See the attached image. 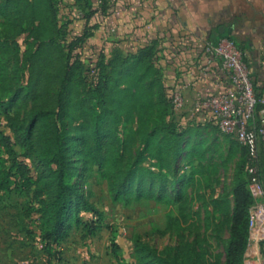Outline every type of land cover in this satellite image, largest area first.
<instances>
[{
	"label": "trees",
	"instance_id": "trees-1",
	"mask_svg": "<svg viewBox=\"0 0 264 264\" xmlns=\"http://www.w3.org/2000/svg\"><path fill=\"white\" fill-rule=\"evenodd\" d=\"M61 4L0 0V110L14 133L0 128V192L31 197L29 213L37 214L48 264H61V243L74 226H82L86 235H96L104 226L105 213L93 191L75 180L79 170H94L105 180L114 202L180 201L185 194L178 184L185 174L177 164L188 147L187 136L211 125L180 124L155 43H145L131 55L109 57L103 52L90 73L80 54L89 33L72 32L73 21L63 19ZM98 9L91 5L84 17L90 20ZM218 34L209 41L217 43L226 35ZM229 37L244 51L245 45ZM180 38L187 41L186 35ZM171 47L170 54L187 49L185 44ZM251 75L257 95L264 96L257 91L256 72ZM23 100L30 102L29 109H21ZM72 122L75 135L69 130ZM203 145L197 140L192 147L197 153ZM23 157L38 160L36 172ZM248 163L249 150L243 144L231 186L233 203L226 190L222 199L230 230L224 264H245L250 208L256 201ZM197 173L191 168L186 176ZM260 175L264 184V171ZM84 213L91 217L84 218ZM199 244L192 240L156 248L137 235L134 254L138 264H208V249Z\"/></svg>",
	"mask_w": 264,
	"mask_h": 264
},
{
	"label": "rangeland",
	"instance_id": "rangeland-1",
	"mask_svg": "<svg viewBox=\"0 0 264 264\" xmlns=\"http://www.w3.org/2000/svg\"><path fill=\"white\" fill-rule=\"evenodd\" d=\"M141 1L130 10L127 0H62L63 19H72V32L86 30L89 33L80 54L90 73L94 72L101 53H107L109 57L116 53L131 55L138 52L145 43L156 44L159 61L165 67L166 83H170L168 78L182 69L184 63L178 59L183 58L182 55L178 53L177 58H174L169 53L173 48L166 43L163 22L157 20L152 30L146 31L147 25L143 26V19L147 18H143L145 7L143 0ZM152 1L154 0L148 4L157 5V0ZM175 1H172L173 5L169 2L171 5L167 7L179 9L175 5H179L180 1ZM185 2L182 0L181 4L186 7ZM199 4V9L204 12L215 4L216 10L241 12L236 20L240 18L242 21H250L247 37L254 47L244 48V51L247 52L245 56L249 66L254 59L257 60L261 75L257 91L261 93L264 85V0H200ZM91 5L100 9L87 20L84 15ZM210 9L212 11L211 7ZM203 31L198 29L197 32L201 38L207 35ZM235 35L239 34L233 36ZM193 36L187 35V40L191 43L197 40ZM25 37L26 34L21 41ZM242 40L240 42L244 44ZM20 105L22 110L30 108V102L25 100ZM185 115L186 113H179L180 117ZM74 125L75 122L69 123L72 135L76 134ZM0 128L14 135L1 110ZM197 140L204 141V145L196 153L192 146ZM186 144L188 147L177 164L180 174H185L178 184L185 194V198L180 201L165 197L161 200L143 198L129 203L114 202L105 180L99 178L94 170L87 173L79 170L75 180L85 191H93L94 201L105 213L104 226L96 235H86L82 226H74L61 243L60 263L138 264L134 254V237L138 235L142 241L156 248L198 240L201 248L208 249V264H224V246L229 239L230 230L222 199L226 190L230 194L231 204L233 203L231 186L237 161L242 156L243 144L214 129L212 125L189 134ZM17 149L21 151L19 146ZM233 152L235 156H232ZM23 159L36 172L38 160L33 157ZM73 159L76 165L82 167V163H78L77 154L73 155ZM191 168L198 170L194 178L186 176ZM32 203L27 194L0 192V264H48V256L39 239L37 214L29 213ZM82 215L84 218L91 217L89 213ZM115 252L118 256H115Z\"/></svg>",
	"mask_w": 264,
	"mask_h": 264
},
{
	"label": "built area",
	"instance_id": "built-area-1",
	"mask_svg": "<svg viewBox=\"0 0 264 264\" xmlns=\"http://www.w3.org/2000/svg\"><path fill=\"white\" fill-rule=\"evenodd\" d=\"M178 53L183 67L166 85L180 124L214 125L248 147L247 171L256 197L250 208L251 233L264 224V96L257 95L245 52L230 37L198 42L184 52L175 49L172 57ZM189 89L196 93L192 101L185 95Z\"/></svg>",
	"mask_w": 264,
	"mask_h": 264
},
{
	"label": "crops",
	"instance_id": "crops-1",
	"mask_svg": "<svg viewBox=\"0 0 264 264\" xmlns=\"http://www.w3.org/2000/svg\"><path fill=\"white\" fill-rule=\"evenodd\" d=\"M127 1L128 5H130V10H132L142 2L141 0ZM149 1L151 0H143V6L145 7L143 18H147L146 20L143 19V26L147 25L146 28L149 30L146 29V31H151L155 26V22H157V20L160 23L163 22L162 24H164V27L160 23L159 24L163 27L162 30L165 32L166 38L168 39L172 37L171 39H166V43H168L167 45L169 46H172V44H174V47H182L185 44L186 47H193V45L197 44L198 42H208L212 37H214V35L218 37V33H226L227 37L233 36L237 33L239 35H235L234 37H236L239 41L243 39V45H245L246 48L254 47L251 39L249 41V38L247 37V26H249L248 24L250 21H242V19L240 18L237 20L235 19L237 18V16H241V12H227L216 10L214 9L215 4L209 6V9L204 12L202 9V11L199 9V6L201 5L199 4L200 0H185V3L187 4L186 7L181 4L182 0H178L180 1V6L176 3L175 7H179V9L176 10L174 8L171 9L170 7H167L171 4L173 5L172 1L176 2L175 0H167V3L166 0H157V2L154 0L152 2L157 3V5L155 6L149 5ZM210 7L212 8V11ZM197 28L199 30H204L203 32L207 34L204 37L205 39L201 38L200 35L197 34ZM192 31H194L195 33L193 34ZM190 34L191 36L195 35L193 37H195V39L199 41L194 40L192 43L188 40L185 43L181 41L180 35L187 36ZM238 36L241 38H239ZM166 43L164 45H166ZM256 63L257 60L254 59L253 64H250V66L251 71L256 72L257 84L260 85L259 80L261 75L259 73L258 63ZM179 74L180 73L176 72V74H174V76L172 77H169L168 80H173L175 77H178ZM261 93L264 95V85ZM185 95L187 97V100L189 101H192L196 97V93L192 89L187 90L185 92ZM245 264H264V224L258 225L250 233L249 244L245 254Z\"/></svg>",
	"mask_w": 264,
	"mask_h": 264
}]
</instances>
